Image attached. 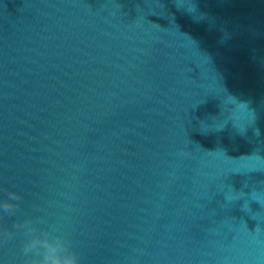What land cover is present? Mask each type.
Instances as JSON below:
<instances>
[{
  "label": "water",
  "instance_id": "obj_1",
  "mask_svg": "<svg viewBox=\"0 0 264 264\" xmlns=\"http://www.w3.org/2000/svg\"><path fill=\"white\" fill-rule=\"evenodd\" d=\"M0 264H264V0H0Z\"/></svg>",
  "mask_w": 264,
  "mask_h": 264
},
{
  "label": "clouds",
  "instance_id": "obj_2",
  "mask_svg": "<svg viewBox=\"0 0 264 264\" xmlns=\"http://www.w3.org/2000/svg\"><path fill=\"white\" fill-rule=\"evenodd\" d=\"M177 7H178V8H181V7H179L178 5H177ZM14 198H15V197H14Z\"/></svg>",
  "mask_w": 264,
  "mask_h": 264
}]
</instances>
